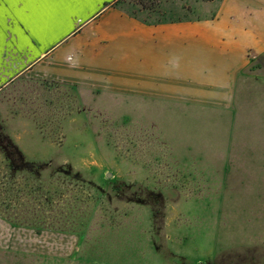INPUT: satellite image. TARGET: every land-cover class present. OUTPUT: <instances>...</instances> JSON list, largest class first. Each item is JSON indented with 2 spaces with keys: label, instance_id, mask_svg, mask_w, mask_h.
<instances>
[{
  "label": "rangeland",
  "instance_id": "rangeland-1",
  "mask_svg": "<svg viewBox=\"0 0 264 264\" xmlns=\"http://www.w3.org/2000/svg\"><path fill=\"white\" fill-rule=\"evenodd\" d=\"M126 1L181 19L213 16L226 0ZM248 71L226 105L6 87L0 184L65 214L69 230L0 214V264H264V55Z\"/></svg>",
  "mask_w": 264,
  "mask_h": 264
},
{
  "label": "crops",
  "instance_id": "crops-1",
  "mask_svg": "<svg viewBox=\"0 0 264 264\" xmlns=\"http://www.w3.org/2000/svg\"><path fill=\"white\" fill-rule=\"evenodd\" d=\"M125 1L3 0L0 96L24 79L135 102L226 105L239 80L253 79L264 0H226L213 16L181 19L133 13Z\"/></svg>",
  "mask_w": 264,
  "mask_h": 264
},
{
  "label": "trees",
  "instance_id": "trees-1",
  "mask_svg": "<svg viewBox=\"0 0 264 264\" xmlns=\"http://www.w3.org/2000/svg\"><path fill=\"white\" fill-rule=\"evenodd\" d=\"M132 1L135 5H138L143 9L144 8L146 10L151 9V7H148L147 4L142 3L143 1L141 0H132ZM11 188L12 186H9L5 183L0 184V189H2L5 194L4 196H0V214H2L1 216L3 218H5L6 220L10 221L13 224L29 226L35 229L36 231L69 230L68 225L65 222L68 221L66 219L65 214L61 216V212H59V215L52 217H50L49 215H45L47 210H43L39 208L41 204L38 202L26 201V199L23 200V198L18 199L16 198L17 197L16 195L12 199L11 194H8ZM35 192L36 191L29 192V195H35L36 194ZM54 193L56 192H53L51 195H54ZM45 200L48 202V199ZM54 218H55L54 222H50V219H54Z\"/></svg>",
  "mask_w": 264,
  "mask_h": 264
},
{
  "label": "snow or ice",
  "instance_id": "snow-or-ice-1",
  "mask_svg": "<svg viewBox=\"0 0 264 264\" xmlns=\"http://www.w3.org/2000/svg\"><path fill=\"white\" fill-rule=\"evenodd\" d=\"M29 2H51V3H61L65 0H29ZM0 3H3V0H0Z\"/></svg>",
  "mask_w": 264,
  "mask_h": 264
}]
</instances>
